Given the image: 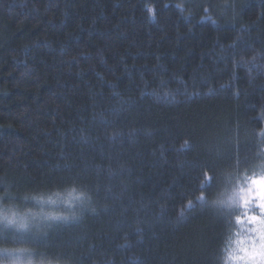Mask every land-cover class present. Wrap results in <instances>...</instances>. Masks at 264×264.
<instances>
[{
  "label": "trees",
  "instance_id": "trees-1",
  "mask_svg": "<svg viewBox=\"0 0 264 264\" xmlns=\"http://www.w3.org/2000/svg\"><path fill=\"white\" fill-rule=\"evenodd\" d=\"M262 117L264 0H0V176L94 193L33 241L71 264H213Z\"/></svg>",
  "mask_w": 264,
  "mask_h": 264
},
{
  "label": "clouds",
  "instance_id": "clouds-1",
  "mask_svg": "<svg viewBox=\"0 0 264 264\" xmlns=\"http://www.w3.org/2000/svg\"><path fill=\"white\" fill-rule=\"evenodd\" d=\"M252 135V153L213 174L216 188L204 198L223 221L213 264H264V125ZM97 211L94 193L77 181L19 188L0 176V264H71L33 241Z\"/></svg>",
  "mask_w": 264,
  "mask_h": 264
},
{
  "label": "rangeland",
  "instance_id": "rangeland-1",
  "mask_svg": "<svg viewBox=\"0 0 264 264\" xmlns=\"http://www.w3.org/2000/svg\"><path fill=\"white\" fill-rule=\"evenodd\" d=\"M5 255H6V254H4V255L2 256V258H1V259H3Z\"/></svg>",
  "mask_w": 264,
  "mask_h": 264
}]
</instances>
